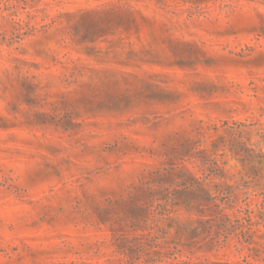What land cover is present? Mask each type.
<instances>
[{"label":"rangeland","instance_id":"obj_1","mask_svg":"<svg viewBox=\"0 0 264 264\" xmlns=\"http://www.w3.org/2000/svg\"><path fill=\"white\" fill-rule=\"evenodd\" d=\"M184 263L264 264V0H0V264Z\"/></svg>","mask_w":264,"mask_h":264},{"label":"trees","instance_id":"obj_2","mask_svg":"<svg viewBox=\"0 0 264 264\" xmlns=\"http://www.w3.org/2000/svg\"><path fill=\"white\" fill-rule=\"evenodd\" d=\"M248 241V240H246ZM184 264H188V263H184ZM193 264H204V263H193ZM213 264H216V263H213Z\"/></svg>","mask_w":264,"mask_h":264}]
</instances>
